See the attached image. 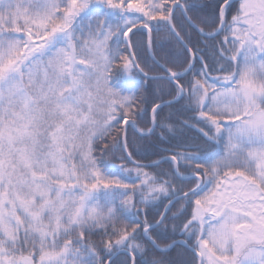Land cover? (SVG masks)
Here are the masks:
<instances>
[{"label":"snow or ice","instance_id":"obj_1","mask_svg":"<svg viewBox=\"0 0 264 264\" xmlns=\"http://www.w3.org/2000/svg\"><path fill=\"white\" fill-rule=\"evenodd\" d=\"M0 264H264V0H0Z\"/></svg>","mask_w":264,"mask_h":264},{"label":"trees","instance_id":"obj_2","mask_svg":"<svg viewBox=\"0 0 264 264\" xmlns=\"http://www.w3.org/2000/svg\"><path fill=\"white\" fill-rule=\"evenodd\" d=\"M105 160L107 161V158H105ZM114 163H119V161H115Z\"/></svg>","mask_w":264,"mask_h":264}]
</instances>
